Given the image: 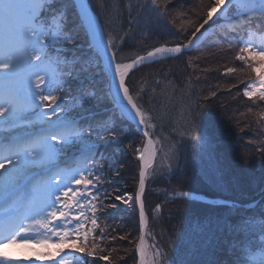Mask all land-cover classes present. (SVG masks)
Instances as JSON below:
<instances>
[{
	"label": "snow or ice",
	"instance_id": "obj_1",
	"mask_svg": "<svg viewBox=\"0 0 264 264\" xmlns=\"http://www.w3.org/2000/svg\"><path fill=\"white\" fill-rule=\"evenodd\" d=\"M167 3L169 0H150V4L145 0L135 9L129 3L128 28L134 23L139 26V13L146 8L151 13L146 28L167 27L172 23L166 20V8L162 7ZM133 10L137 11L136 17H132ZM197 16L198 20L188 21L193 30L180 44L123 57L120 54L129 39L128 33L114 34L101 24L89 0H0V249L13 245L53 248L37 253L35 259H47L52 264H96L78 254L91 258L105 251L101 246L106 239L104 229L99 236L93 235L100 219L98 213L107 208L118 209L117 203L106 202L110 198L127 203L124 195L113 196L104 189L105 184L115 182L105 179L103 173L111 165L99 151L102 144L119 138L120 129L115 123L109 124V118L88 115L106 96L119 110L121 119L131 117L138 123L145 141L143 150L136 149L138 264H167L164 251L155 244L146 245L148 217L144 196L149 176L161 173V169L171 172L176 153H165L157 163L161 150L155 145L159 141L154 142L148 131L154 127L151 121L155 117L142 108L140 93L133 95L129 78L146 61L154 63L157 57H178L191 50L203 35L201 30L223 22L222 18L232 21L231 32L244 30L256 18L264 20V0H208ZM81 39L85 47H81ZM68 52L73 55L67 56ZM235 59L256 74L245 85L243 97L264 101V66L257 65V61L264 65V47L245 41ZM188 63L191 66V58ZM235 70L228 68L227 72ZM97 76L108 84L107 93L102 86L92 83ZM203 107L200 105L199 109ZM199 109L190 106L182 125L193 148L200 143L210 146L206 135L196 134L202 115ZM114 118L113 112L111 119ZM112 174L120 175L115 169ZM183 179H188L187 175ZM175 196L193 199L189 191L176 192ZM161 210L162 206L157 204L153 215ZM104 214L111 218V214ZM242 230L252 239L248 247L238 244L234 264H258L257 252L259 264H264V218L258 223L255 218L246 219ZM174 245L175 239L170 240L168 246ZM66 248L71 251L61 255ZM110 255H99L98 259L109 261ZM0 264L20 262L0 251ZM179 264L188 262L181 260Z\"/></svg>",
	"mask_w": 264,
	"mask_h": 264
},
{
	"label": "trees",
	"instance_id": "obj_2",
	"mask_svg": "<svg viewBox=\"0 0 264 264\" xmlns=\"http://www.w3.org/2000/svg\"><path fill=\"white\" fill-rule=\"evenodd\" d=\"M147 2L150 4V0H147ZM98 3L103 6L101 10L98 9L100 13L90 0L91 7L100 17L101 23L114 34L124 35L125 31L128 33L129 39L124 43L123 52L120 54L123 57L142 55L161 45L173 46L180 44L193 30L190 24L188 30L183 32H178L170 24L167 27H159L158 29L146 28L147 18L151 15L150 10L147 8L139 13L141 17L139 26L134 23L132 28L129 29L127 24L129 16L126 5L130 3L135 9L136 6L143 5L145 0H100ZM136 16L137 11L133 10L132 17ZM198 19L199 17L195 16L189 20L196 21ZM243 43L241 37H227L220 40L210 39L203 46L191 52L136 70L128 81L129 87L133 90V95L137 92L140 93L139 101L142 108L149 116L155 117L151 122L156 125L157 131L164 138L169 139L175 148L176 158L171 166L173 170L168 174L154 176L153 179L152 177L148 178L144 196L145 211L148 217L146 234H148L150 242L153 239L165 252L167 260L171 264H179L181 260L187 261L188 264H234L238 255V244L242 243L245 247H248V241L252 239L249 233L242 230L243 224L238 223V219L242 218L245 221L248 218H255L258 223L260 218H264V197L252 209H245L243 205L247 203L239 200L245 197L254 198L257 191L263 186L264 178L251 180L244 185H237L233 171L235 169L243 170L242 164L245 163L244 161H241L242 164L237 162V167H234L233 170L230 169L226 178L222 176L224 174L223 170H225L223 169L224 165L229 164L230 157L227 156L231 155V153H228L229 148L222 147V150H220V144L224 142L223 139L229 138L228 142L231 140L233 142L246 140L250 141V144L253 141L254 146H257L256 149L261 148L260 151L263 149L264 101H260L258 97L249 100L241 94L250 77L255 79L256 74L252 73L243 62L234 59ZM224 44H228L234 49L237 48L236 55L226 52L227 56H230L228 54L232 55L224 59L227 64L223 66L236 69L235 73L228 74L219 71L207 80L208 85L202 78V76L206 78V73L202 71L204 66H207L206 62H202L203 65L199 62L195 63L199 66V72H197L196 65L191 64L192 66L188 68L184 64L187 59H192L202 49L210 48L212 45L214 47L224 46ZM177 64L180 66L183 64L188 74L184 69V76H178L177 72L173 70L174 68L171 67L172 65L177 66ZM217 65L222 66V64ZM150 72H156L151 77L150 84L148 83V87L151 86V89L147 87L152 95L141 91L140 87L133 86L135 81L144 78V75ZM102 80L98 76L92 83L98 87L100 86L98 81L102 82ZM158 81L159 83H157ZM167 81H170L172 85ZM164 82H166L165 85ZM235 88L237 89L236 101L230 99V94ZM174 89H176V95L173 97L172 91ZM177 92H180V95ZM154 95L157 99L154 98ZM171 96L172 99H179L178 102L171 101ZM206 96L209 99L205 100L204 97ZM196 101L204 106L201 109L202 115L196 125V134L206 135L210 140V146H203L199 149L202 151L201 153L198 152L197 145L193 148L189 133L182 127L189 107L198 109ZM246 104L249 107L242 111L241 108H245ZM97 106L99 108L109 107L107 102H102ZM164 107H167L170 111L166 112ZM118 126L122 129L120 138L111 140L103 149L107 163L111 165L104 171L103 175L105 179L115 182V179L120 175H113V169L121 173L122 168H125L126 176L129 178L127 183H131L126 185L127 192H131L130 208L128 207L129 215L122 212L115 213L108 208L105 209L104 212L111 214V218L106 216L104 212L98 213L100 219L93 235L99 236L100 230L104 229L106 239L101 241L102 247L106 246V249H108L110 243L117 240L120 250L130 248V253L126 257L120 255L119 250L111 251L109 260L113 262L112 264H136L135 249L139 237L138 209L134 198L139 171L136 149L142 147L144 138L132 124L124 119L120 118L118 120ZM181 132H184V135H181ZM119 139L127 141L128 153H124V149L117 146L118 142H116L117 144L114 143ZM233 148L235 149V146ZM257 153V156L261 155L259 152ZM128 154L131 157H128ZM262 155V160H264V152ZM262 160H256L261 161V164L255 168L257 172L262 170L264 172V161ZM222 161L225 163L220 164ZM231 166H233L232 163ZM226 169L228 168L226 167ZM185 175L188 177L186 180L183 179ZM103 187L114 194L117 185L115 183L114 185L105 184ZM196 189L199 190L195 191ZM180 191L202 193L208 197H221L231 201L234 206H214L192 200L174 199L175 193ZM263 192L264 190L260 191V193ZM111 199L106 202H110ZM157 204L162 206V210L160 213L153 215ZM238 211L242 212L236 214ZM127 217L131 218L130 224L125 219ZM230 221L235 227L230 226ZM173 225L176 226L175 237H173ZM120 236H126L127 238L120 240ZM172 239H175L178 247L176 245L171 248L168 246L169 241ZM91 241L92 238L90 237V244ZM256 242L259 243V237H257ZM106 249L103 253L98 252L96 257L109 255ZM70 251L66 248L61 255ZM78 255L83 256L85 261L96 258H90L84 254ZM257 261L259 264V252H257Z\"/></svg>",
	"mask_w": 264,
	"mask_h": 264
},
{
	"label": "rangeland",
	"instance_id": "obj_3",
	"mask_svg": "<svg viewBox=\"0 0 264 264\" xmlns=\"http://www.w3.org/2000/svg\"><path fill=\"white\" fill-rule=\"evenodd\" d=\"M92 2H93V4H95L94 6H95V8H97V10L98 9L101 10L103 8V6H100V4L98 3V2H100V0H92ZM207 2H208V0H170L169 3H167L166 6L162 5V7L166 8V11H165L166 20H171L172 21V23L170 25L174 26L178 32H183V31L188 30V27H189L188 26L189 25L188 21H189V19L192 18V17L197 16V12L199 11V9L201 7H203V5L206 4ZM110 8H111V6H110ZM99 13H100V11H99ZM222 19H224V18H222ZM220 32H222V31H220ZM223 33H225V32H222V34ZM249 40L256 47H264V33L259 34V33L254 32L253 30H251L249 32L248 41ZM71 47H72L71 45L68 46L69 49H71ZM81 47H85L83 39H81ZM236 49L237 48H235V49L231 48L228 44H224V46L220 45V46H215V47H214V45H212L210 48L202 49L201 52L198 51L199 53L194 55L193 58H192V64H193V66H195V65L197 66V64H195L197 62H199L202 65H203L202 62H204V63L206 62L207 63L206 64L207 66H204V68H206V69L203 68V70H202V71H204L206 73V78H204L203 76H202V78H203L204 82H206V84L209 85V83H207V80H209L210 77L216 75L217 72L224 71V73H228L227 72L228 67H226V68L223 67L225 64H227V62H225L224 59L226 57H230L232 55V54H228L230 56H227L226 55L227 53H233V55H236V53H237ZM69 53H70L71 56L73 55L72 52H69ZM188 61H189V59H187V61L184 64L189 68L190 66H189ZM217 64H222V66H218ZM257 65L258 66H264V65H261L260 61H257ZM177 66L176 65L175 66L172 65L171 67L174 68L173 70L175 72H177L178 76L179 75L180 76H184V69L186 71V68L184 67V65L181 64V66H180V65L177 64ZM237 70H240V69H237ZM197 72H199V66H197ZM235 72H236V70L234 72H231V73L233 74ZM194 73H195V70H194ZM154 74H156V72H150L148 74H145L144 78H140L139 80L135 81L133 86L140 87V89H142L141 91H145V92H147L149 94L150 93L149 89H151V86L148 87V83L150 84L151 77ZM187 74H188V72H187ZM100 82L101 81H98V85H100L98 87L102 86L103 89H104V92H106L105 81L102 80L101 84H99ZM168 83H170V85H172L170 81ZM151 84H153V83H151ZM165 84H166V82H164V85ZM166 86L168 87L169 84L166 85ZM243 89L241 91L242 95H243ZM175 90L176 89H174L172 91L173 92V95H172L173 97H174V95H176L175 94V92H176ZM177 93H178V95H180V92H177ZM236 93H237V89L235 88L233 90V92L230 94V99L231 100L236 101L235 100L236 96H237ZM135 95H136V93L134 94V96ZM150 95H152V93H150ZM172 96L170 97L171 98L170 100L171 101L175 100V102L177 103L179 99H175V98L172 99ZM154 98H156L155 95H154ZM102 102L103 103L107 102L108 105H112V102H110L106 96H105V98L103 99ZM139 103H140V101H139ZM195 103H196V106L199 109V106L201 104L199 103V101H196ZM248 107H249V105L246 104L245 108H241V109L243 111L244 109H247ZM165 108H166V112L170 111L167 107H164V109ZM99 110H100L99 106H96L92 110L91 113L94 114V113H96ZM199 110L201 111V109H199ZM91 113H89L88 115L90 116ZM118 120H119L118 114H115V118L114 119L110 118L108 120V123L109 124L115 123L116 126L120 129V126H118ZM152 124L154 125V127L148 129V131H149L150 135L153 137L154 141H159V143L156 144L157 149L161 150L159 152L158 159H157V163H159L160 159L164 157L165 153H168L169 151H174L175 152V148H174L173 143H171V141H169V139H166L162 135H160L159 131H157L156 125L154 123H152ZM120 131H122V129H120ZM120 136H119V138H120ZM197 136L199 137L200 135L197 134ZM223 140H224V142L222 144H220V146H221L220 150H222V147L229 148L228 149V153H231V155L227 156V157H230V160L228 161L229 164L228 165H224L223 169H225V170L222 169L223 173H224L222 176L224 178H226V175L228 174L230 169L233 170L234 167H237V162L238 163L240 162V164H242L241 161L245 162L244 164H242L243 165L242 166L243 170L235 169L233 171V174L236 177V181L237 182L236 181L235 182L237 183V185H244V184L248 183L251 180L264 178L263 170L261 171L262 173L261 172H257L255 170V168L258 167L259 164H261V161H256V160L257 159L258 160H262V158H263L262 154L264 152V142L263 143L261 142L262 146H263V149L261 150L262 153H261V151H260L261 148L260 149H256L257 146H254V142L253 141L250 144V141L248 142L246 140L245 141L240 140V141H235V142H233L232 140L230 142H228L229 138L223 139ZM116 142H118L117 146H119L120 148L124 149V153H126L128 151L127 141H125L123 139H121V140L119 139L117 141H114V143H116ZM107 144H105V145H107ZM203 146L204 145L202 143L197 144L199 153L202 152L199 149L202 148ZM233 146H235V149L233 148ZM256 151L259 152L261 155L257 156L258 153ZM212 156H214V154H212ZM128 157H131V156L128 154ZM174 161L175 160L171 161V166L173 165ZM262 161H264V160H262ZM221 163L224 164L225 162L222 161V162H220V164ZM231 163L233 164V166H231ZM217 164L218 163L216 162V165ZM154 167H155V165H154ZM226 167L228 169H226ZM213 169L215 170V168H213ZM168 173H170V172L165 170V169H161V173H159V174H157L155 176H161V175L168 174ZM126 175H127V172L125 171V168H122L120 176H118L115 179V185H117V188H115L116 192L113 194V196H115V195H124V198L127 201V203H119L118 201H115L114 199H111V201H110L111 203H117L118 204V209H112V208H108V209H111V211H113L115 213L116 212H122L124 214H128L129 215L128 207L130 208L129 205H130L131 195H127V194H130L131 192L130 193L127 192L126 185H129L131 183L130 182L127 183L129 181V178ZM150 177H152V179L154 178V176H149V178ZM238 180H239L240 183L238 182ZM115 189H114V191H115ZM197 190H199V189H196L195 191H197ZM263 190H264V183H263V186L260 188V190L257 191V193L255 194L254 198L245 197V198H242V199H239V200L243 201V202H245L247 204H249V203L258 204L257 201L261 200L262 197H264V192L260 193V191H263ZM199 194H202V193H199ZM208 198L213 199V200H222L223 199L221 197H208ZM240 212H242V211H238V213H236V214H239ZM212 214H214V213H212ZM234 216H236V215H234ZM234 216L232 217L233 219L235 218ZM125 219H126V221H128L129 224L131 223V218L130 217H127ZM238 223H242L243 224L244 220L242 218L238 219ZM229 224H230L231 227H235L231 223V221L229 222ZM152 244H155L158 248H160L158 246V244H156L153 239H152V242H150L149 241V236H148V234H146V245H148L150 247ZM104 246H105V244H104ZM104 248L106 249V246ZM119 248L120 247H119V245L117 243V240H115V242L113 241L112 243H110V246H109L108 249H106V251L111 253V251L119 250L120 255H122V256L125 255V257L128 256V254L130 253V248L129 247H127L126 249L122 248V250H120L121 248L120 249ZM53 250H54L53 248H49V249L46 250V249H43V248H39L37 246H33L31 248H22V247H18V246H15V245L6 246L5 248L0 249V251L7 252L11 257H14L17 261L20 262V264H43V260H45V259L36 260L35 259L36 254L37 253L43 254L46 251H53ZM32 260H35V261H32ZM94 260L96 261V264H112L113 263L110 260L109 261H101V260L98 259V257H96ZM167 264H171V263L167 260Z\"/></svg>",
	"mask_w": 264,
	"mask_h": 264
},
{
	"label": "water",
	"instance_id": "obj_4",
	"mask_svg": "<svg viewBox=\"0 0 264 264\" xmlns=\"http://www.w3.org/2000/svg\"><path fill=\"white\" fill-rule=\"evenodd\" d=\"M131 122L135 125L136 129L142 134V129L138 126V123H136L135 121H132ZM197 199H200V200H206L208 202H211L210 200L208 199H204V198H201V197H198L196 196Z\"/></svg>",
	"mask_w": 264,
	"mask_h": 264
},
{
	"label": "bare ground",
	"instance_id": "obj_5",
	"mask_svg": "<svg viewBox=\"0 0 264 264\" xmlns=\"http://www.w3.org/2000/svg\"><path fill=\"white\" fill-rule=\"evenodd\" d=\"M217 15H219V13H218ZM214 19H215V17H214ZM166 55L169 56L170 54H166ZM69 57H71V56L69 55ZM156 59H161V58H160V57H157ZM107 89H108V84H107ZM116 111L118 112V114H120L118 109H116ZM127 118L131 119L132 121H135V120H133L131 117H127ZM135 122H136V121H135ZM136 123H137V122H136Z\"/></svg>",
	"mask_w": 264,
	"mask_h": 264
}]
</instances>
